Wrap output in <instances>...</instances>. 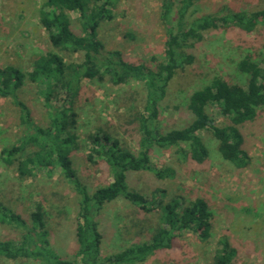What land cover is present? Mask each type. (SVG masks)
<instances>
[{
	"label": "rangeland",
	"instance_id": "rangeland-1",
	"mask_svg": "<svg viewBox=\"0 0 264 264\" xmlns=\"http://www.w3.org/2000/svg\"><path fill=\"white\" fill-rule=\"evenodd\" d=\"M43 1L0 0V67L12 64L27 72L40 54L50 50L58 51L67 62L82 61V53L52 45L39 20ZM162 4L163 0H116L111 18L102 19L98 26L105 49H119L127 60L155 67L164 57L168 36ZM263 6L264 0H195L193 5L198 10L196 15L225 14L229 9L258 10ZM69 14L73 30L82 33L80 13L69 11ZM187 51L194 55V60L176 70L168 83L167 95L160 102L157 127L163 134L191 121L193 115L188 108L191 93L208 84L214 76L247 85L248 75L239 69L238 63L248 56L264 66V24H258L251 32L233 26L204 31V38ZM40 90L39 83L26 78L17 94L30 107L35 122L48 125L50 110ZM58 90L53 104H68L73 98L78 147L71 157L78 176L93 193L113 177L106 161L93 152L88 136L106 131L138 152L141 133L137 116L143 109L145 87L140 81L115 85L108 79L82 78L74 97L66 89ZM209 111L217 123H226L217 107L211 106ZM24 128L19 106L12 98L0 97V154L4 146L18 141ZM240 129L244 138L242 147L250 157L245 168L238 169L223 159L218 140L210 129H205L200 133L210 153L204 162L183 158L177 146L169 145L153 148L151 157L158 167H173L174 175L159 178L151 170L127 171L131 190L151 196L154 190L160 189L157 194L160 199L179 198L183 205L196 197L206 198L213 223L210 240L201 241L196 232L187 230L177 235L171 248L132 264H210L222 238L236 248L231 264H264V106L258 110L256 120L243 124ZM0 200L21 214L28 224H31L30 213L41 204L51 247L62 258H75L80 195L59 167L53 172L43 169L34 176L20 178L15 166L6 165L0 158ZM96 220L103 233V257L149 240L162 222L159 210L146 212L123 197L103 204L96 211ZM24 231L0 222V240L19 242ZM0 264L42 262L0 256Z\"/></svg>",
	"mask_w": 264,
	"mask_h": 264
},
{
	"label": "trees",
	"instance_id": "trees-1",
	"mask_svg": "<svg viewBox=\"0 0 264 264\" xmlns=\"http://www.w3.org/2000/svg\"><path fill=\"white\" fill-rule=\"evenodd\" d=\"M115 2L44 0L39 20L52 45L71 53H82V61L67 62L58 51L50 50L40 54L27 72L12 64L0 67V97L13 99L20 108V123L25 126V132L17 142L1 149L2 162L15 166L20 178L34 176L43 169L53 172L59 167L61 174L80 195L75 231L78 249L74 259L60 257L51 247L41 204L30 213L31 224H28L21 214L0 200V222L25 229L19 242L0 240V256L4 258H33L42 264H132L144 261L157 251L171 248L177 235L187 230L196 232L201 241H208L212 236L213 223L206 198L196 197L183 205L179 198L160 199L157 195L160 189L154 190L151 196L131 190L127 171L151 170L159 178L174 175L173 167H158L151 157L153 148L169 145L177 146L183 158L204 162L210 153L200 133L205 129H210L218 140V150L223 159L238 169L250 163V157L242 147L244 138L240 127L256 120L258 110L264 106V66L248 56L238 63L239 69L248 75L246 86L216 75L208 84L191 93L188 108L193 118L188 124L163 134L158 130L157 122L160 102L167 95L170 79L178 68L194 60V55L187 51L188 47L201 41L204 31L210 29L233 26L245 32L253 31L258 24H264V6L258 10L229 9L225 14L196 15L195 0H163V16L168 27L164 57L155 67H150L127 60L119 49L106 50L99 38L100 21L111 18ZM69 11L80 13L82 33L73 30ZM26 78L41 85V94L50 110L48 125L37 124L30 107L18 98V90ZM82 78L108 79L115 85L140 81L146 90L143 109L137 116L141 133L138 152H133L118 137L106 131L88 136L93 152L106 161L113 177L111 182L97 187L93 193L78 176L71 157L72 151L78 147L73 98L68 100V104L52 103L53 97L57 98L58 88L66 89L74 97L79 92ZM211 106L218 108L226 120L225 124L217 123L210 114ZM119 197L146 212L159 210L162 222L149 240L133 243L103 257V233L96 220V211ZM235 254L236 248L222 238L210 264H231Z\"/></svg>",
	"mask_w": 264,
	"mask_h": 264
}]
</instances>
